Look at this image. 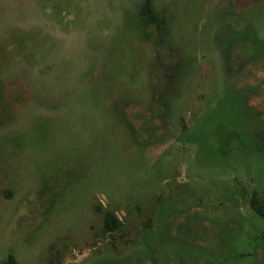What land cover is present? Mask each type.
I'll return each instance as SVG.
<instances>
[{
    "label": "rangeland",
    "instance_id": "rangeland-1",
    "mask_svg": "<svg viewBox=\"0 0 264 264\" xmlns=\"http://www.w3.org/2000/svg\"><path fill=\"white\" fill-rule=\"evenodd\" d=\"M253 199L264 0H0V264H264Z\"/></svg>",
    "mask_w": 264,
    "mask_h": 264
},
{
    "label": "trees",
    "instance_id": "trees-1",
    "mask_svg": "<svg viewBox=\"0 0 264 264\" xmlns=\"http://www.w3.org/2000/svg\"><path fill=\"white\" fill-rule=\"evenodd\" d=\"M252 207L254 208V210L260 214L261 216L264 217V207L260 204H258V202L256 200H252ZM122 221L119 218V216L117 215V213L115 212H107L106 216H105V229L106 231H113L116 228H118L119 226H121ZM1 264H21L16 255L13 252H10L7 257L1 262Z\"/></svg>",
    "mask_w": 264,
    "mask_h": 264
}]
</instances>
